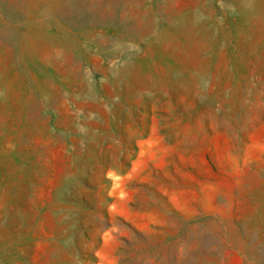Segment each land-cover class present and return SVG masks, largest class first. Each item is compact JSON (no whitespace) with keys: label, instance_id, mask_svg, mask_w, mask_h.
<instances>
[{"label":"rangeland","instance_id":"1","mask_svg":"<svg viewBox=\"0 0 264 264\" xmlns=\"http://www.w3.org/2000/svg\"><path fill=\"white\" fill-rule=\"evenodd\" d=\"M0 264H264V0H0Z\"/></svg>","mask_w":264,"mask_h":264},{"label":"bare ground","instance_id":"2","mask_svg":"<svg viewBox=\"0 0 264 264\" xmlns=\"http://www.w3.org/2000/svg\"><path fill=\"white\" fill-rule=\"evenodd\" d=\"M240 2V1H239ZM241 5H242V3H241Z\"/></svg>","mask_w":264,"mask_h":264}]
</instances>
